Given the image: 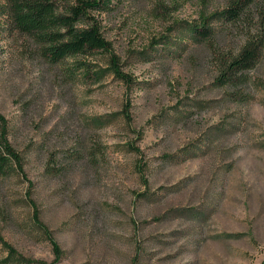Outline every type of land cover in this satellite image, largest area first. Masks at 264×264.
<instances>
[{
  "label": "rangeland",
  "instance_id": "obj_1",
  "mask_svg": "<svg viewBox=\"0 0 264 264\" xmlns=\"http://www.w3.org/2000/svg\"><path fill=\"white\" fill-rule=\"evenodd\" d=\"M229 2L101 0L110 52L53 66L0 0V113L23 160L0 179V263L264 264V54L233 90L219 60L242 27L214 24V46L189 31Z\"/></svg>",
  "mask_w": 264,
  "mask_h": 264
},
{
  "label": "trees",
  "instance_id": "obj_2",
  "mask_svg": "<svg viewBox=\"0 0 264 264\" xmlns=\"http://www.w3.org/2000/svg\"><path fill=\"white\" fill-rule=\"evenodd\" d=\"M8 3V14L14 27L31 37L39 45L42 56L53 66L71 58L90 57L111 50L99 24L88 14L90 9L100 8L101 0L79 1L68 14L59 13L50 0H8ZM254 5L255 0H230L222 11L210 18L201 16L200 21L189 27L193 39L207 45L216 44L217 35L224 27H242L245 40L240 49L219 60L218 81L233 90L249 82L247 76L257 68L264 54V3L256 6L253 13ZM217 23L222 26L220 30L213 26ZM72 153L71 157L82 161V151L81 154ZM66 169L68 167L63 166L60 171L54 172V169L51 173L62 175ZM22 171V156L11 143L8 121L0 113V179ZM0 245H6L1 237ZM53 246L59 256L60 248ZM8 253L9 257L0 264H50L23 259L11 249Z\"/></svg>",
  "mask_w": 264,
  "mask_h": 264
}]
</instances>
